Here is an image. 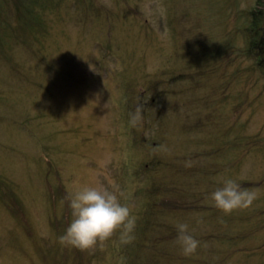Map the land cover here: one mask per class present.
<instances>
[{
  "label": "rangeland",
  "instance_id": "374dc122",
  "mask_svg": "<svg viewBox=\"0 0 264 264\" xmlns=\"http://www.w3.org/2000/svg\"><path fill=\"white\" fill-rule=\"evenodd\" d=\"M254 1L37 5V39L14 45L13 65L0 62V264H121L128 247L118 235L93 249L60 242L71 219L66 197L80 185L103 184L137 217L150 175L177 199L165 208L177 224L188 222L201 238L224 231L223 241L206 239L198 260L258 263L251 251L264 231L249 230L246 216L264 208V85L243 71L249 61L234 18L235 8ZM6 4L9 27L19 34L16 6ZM224 43L225 53L213 57ZM172 74L188 80H170ZM160 90L133 126L138 101ZM228 176L251 181L254 187L244 188L256 196L224 220L228 214L209 193ZM186 203L185 214L173 208ZM232 234L238 243L227 241Z\"/></svg>",
  "mask_w": 264,
  "mask_h": 264
},
{
  "label": "trees",
  "instance_id": "16d2710c",
  "mask_svg": "<svg viewBox=\"0 0 264 264\" xmlns=\"http://www.w3.org/2000/svg\"><path fill=\"white\" fill-rule=\"evenodd\" d=\"M12 1L17 9V13L15 14V24L17 29L21 30V33L19 34L17 31L14 32V28L11 30L9 27L12 24V20H10L7 16L10 13L8 9L9 6L6 4L7 0H0V62L11 65L14 64V59L11 53L12 49H14V45L19 41L28 45L27 39H32V36L35 37L33 42L37 39L41 26L40 16L36 13V8L42 0ZM235 10L237 11V15L234 17L235 29L244 42L243 47H240V53L246 56L249 61L243 71L246 75H248L249 82H254L250 77L251 75H254L256 77L255 83L261 80L264 85V0H255L251 7L235 8ZM227 41L228 40L224 42ZM229 46L230 44L228 43L219 44V47L216 50V55H213V57L219 58L223 53H225L226 48ZM204 50L209 49L205 48ZM170 80L186 81L188 79L184 76L180 77V75L178 76L172 74L170 76ZM162 92L163 90H160L159 93L154 95L151 100L146 103L138 101L136 105L140 106L141 110L144 111L145 105H154L156 101L155 98ZM169 94L177 95L174 94V92H169ZM158 132L159 131L157 130V134H159ZM153 143L156 144L155 141ZM45 160L48 161L46 157ZM165 162L167 161L165 160ZM152 163H154L156 167L154 166V170L151 171L159 173V170L155 169L157 168V162L152 161ZM148 164L150 165V163ZM148 164L144 166L146 169L145 171L150 170V167H147ZM149 182H152V187L144 190L146 200L143 203L144 207L139 209L137 214L134 239L129 243H123V247H128V250L125 252V258L121 259V261H123L121 264H212V261L208 258L200 257L198 260L197 256L200 253H205L202 245L207 242V238L212 241L216 239H221L223 241L224 231L220 232L216 228L212 233H209L208 236L205 235L204 238H201L199 236L200 234H194L200 241V245L195 253L191 255H184L180 248L178 249L179 245L176 241L177 223L174 219H171L168 216L169 210L168 212H165L166 203H170V201L176 202L177 199L171 198V195H169L170 191L162 188V186H165L164 182H158L152 175L149 177ZM251 183V181H244L241 186H247V188L254 187ZM262 183H264V179L261 184ZM167 197L168 200H164ZM173 208L181 209V212H184L185 214L186 209L190 207L186 203L183 206H173ZM227 214L228 215H224V220L231 219L233 216L231 213ZM246 217L250 218L249 226H247L249 230H253L254 233L258 232V230L264 231L263 207L261 209L256 208L251 210L249 215ZM239 235L240 234H238V236ZM227 241H230L229 243L232 244L238 243L239 239L237 234H232ZM261 241L257 243L251 251L259 254V261L254 264H264L263 259H261V256H264V240L262 242ZM118 248L124 250L120 243ZM223 261L224 259L219 260L216 264H222Z\"/></svg>",
  "mask_w": 264,
  "mask_h": 264
},
{
  "label": "clouds",
  "instance_id": "9594fccd",
  "mask_svg": "<svg viewBox=\"0 0 264 264\" xmlns=\"http://www.w3.org/2000/svg\"><path fill=\"white\" fill-rule=\"evenodd\" d=\"M142 121V110L138 107L130 114V123L135 126ZM110 155L105 157V162ZM215 206L224 213L245 208L252 204L256 193L241 186L237 178H223L221 186L209 193ZM66 200L71 209V219L59 240L62 244L80 249H93L113 235L120 242L134 239L137 217L120 195L103 184H83L70 191ZM176 241L184 255L196 252L200 241L193 234L188 222L176 225Z\"/></svg>",
  "mask_w": 264,
  "mask_h": 264
}]
</instances>
